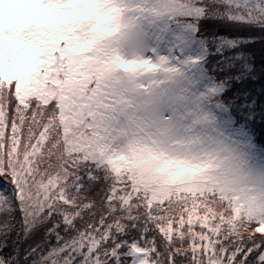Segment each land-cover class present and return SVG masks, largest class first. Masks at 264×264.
<instances>
[{
    "label": "snow or ice",
    "instance_id": "6c2138e0",
    "mask_svg": "<svg viewBox=\"0 0 264 264\" xmlns=\"http://www.w3.org/2000/svg\"><path fill=\"white\" fill-rule=\"evenodd\" d=\"M39 5L45 14L19 29L25 47L38 49L30 90L18 91L17 79L0 81V176L10 178L17 198L35 213L59 207L66 224L80 221L83 227L74 243L93 257V264H105L111 257L119 264L125 248L134 257L132 264H245L247 242L248 252L264 245V182L239 180L244 175L225 161L223 175L167 186L149 158L156 150L132 143L137 139L117 149L107 142V132L101 135L98 113L111 111L103 103L102 89L111 86V76L103 81L73 79L83 56L107 50L106 38L121 29L130 6L121 0H39ZM173 7L178 6L144 4L143 15ZM69 16L67 25L55 24ZM60 27L70 29L87 50L70 52L64 39L49 43V34ZM113 57L130 72L157 67L149 59ZM83 70L90 69L85 65ZM203 158L178 163L200 171L210 166L201 163ZM81 167L90 168L87 175L93 180L100 179L96 170H107L101 211L95 199L73 194L82 187ZM241 190L249 213L235 219L233 208L245 203ZM259 261L264 264V250Z\"/></svg>",
    "mask_w": 264,
    "mask_h": 264
},
{
    "label": "rangeland",
    "instance_id": "374dc122",
    "mask_svg": "<svg viewBox=\"0 0 264 264\" xmlns=\"http://www.w3.org/2000/svg\"><path fill=\"white\" fill-rule=\"evenodd\" d=\"M5 2L0 0V4ZM7 2L16 7L7 15L0 10V81L17 79L18 91L30 90V78L38 71V49L25 47L19 29L43 16L45 10L39 0ZM121 2L130 7L121 20V29L106 38L107 50L99 55L83 56L82 63L73 69L79 73L73 79L79 82L90 78L103 81L111 76V86L102 89L103 103L111 111L98 113L102 117L98 124L101 135L107 132V142L121 150L131 139H137L132 143L154 150H175L179 146L198 157H218L235 165L257 185L264 182V148L255 145L249 123L236 117L234 107L232 112L224 107L219 95L222 81L218 83L202 68L208 49L196 38L194 19L189 18L197 12L199 0ZM152 3L178 7L153 9L144 16L147 10L143 5ZM132 7L141 11L133 13ZM228 13L237 20L264 25V13L243 6L231 7ZM70 20V16L61 17L55 24L67 25ZM51 39L55 43L61 39L69 41L68 50L76 54L87 50L75 40L70 29L58 28L49 34ZM219 50L217 45L214 51ZM113 53L124 60L149 59L157 67L119 71L122 68ZM85 65L90 70H83ZM126 163L133 165L132 161ZM4 198L0 189V200ZM244 206L245 203L237 204L233 216L240 214ZM133 258L128 264H132Z\"/></svg>",
    "mask_w": 264,
    "mask_h": 264
},
{
    "label": "trees",
    "instance_id": "16d2710c",
    "mask_svg": "<svg viewBox=\"0 0 264 264\" xmlns=\"http://www.w3.org/2000/svg\"><path fill=\"white\" fill-rule=\"evenodd\" d=\"M198 3L197 12L189 18L194 19L196 38L208 49L202 68L218 83L222 81L219 95L224 107L232 112L233 106L236 117L249 123L255 145L263 149L264 25L237 20L228 12L231 7L243 6L246 10L264 13V0H199ZM223 9L225 12L221 13ZM49 43L55 44V41L51 39ZM217 45L218 52L214 51ZM89 170V167L79 169L82 187L73 194L95 199L97 211H101L99 205L108 185L107 170H96L99 180L90 179ZM0 189L6 196L0 200V264H93V257L74 243L83 227L80 221L66 224L59 207L35 213L17 198L15 186L8 177L0 176ZM130 235L131 232L118 238ZM249 247L251 242L244 247L248 256L245 264H260L264 245L253 252H248ZM121 251L119 264H128L132 255L127 248ZM105 264H116V257L108 258Z\"/></svg>",
    "mask_w": 264,
    "mask_h": 264
},
{
    "label": "clouds",
    "instance_id": "9594fccd",
    "mask_svg": "<svg viewBox=\"0 0 264 264\" xmlns=\"http://www.w3.org/2000/svg\"><path fill=\"white\" fill-rule=\"evenodd\" d=\"M16 5L6 2L0 4V10L7 15L12 9H14ZM119 71H123L120 69ZM150 160L152 165L162 173L163 177L166 179L167 186L174 187L179 185L182 182H190V181H201L204 178H208L212 174L223 175L224 172L227 171V167L225 164V160L217 159L212 156H208L201 160L202 164H209L210 166L207 168H203L200 171H191L188 170L183 164L178 163V161L187 160V159H200V157L191 154L187 150L177 146L175 150L165 149L156 150L155 156L150 155ZM170 173H175L174 175H170ZM241 181L250 180L246 176H240L238 178ZM241 196L245 197V206L242 208L240 214L234 216L235 219H239L240 216H247L249 213L248 207V198L243 190H241ZM259 205H257V210Z\"/></svg>",
    "mask_w": 264,
    "mask_h": 264
}]
</instances>
